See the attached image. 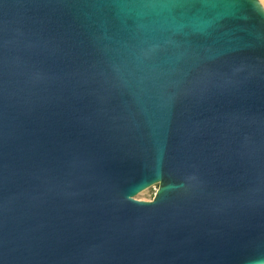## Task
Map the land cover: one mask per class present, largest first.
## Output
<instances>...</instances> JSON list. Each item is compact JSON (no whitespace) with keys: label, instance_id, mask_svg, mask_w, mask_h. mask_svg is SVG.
<instances>
[{"label":"water","instance_id":"1","mask_svg":"<svg viewBox=\"0 0 264 264\" xmlns=\"http://www.w3.org/2000/svg\"><path fill=\"white\" fill-rule=\"evenodd\" d=\"M0 264H264L259 0H0Z\"/></svg>","mask_w":264,"mask_h":264},{"label":"rangeland","instance_id":"2","mask_svg":"<svg viewBox=\"0 0 264 264\" xmlns=\"http://www.w3.org/2000/svg\"><path fill=\"white\" fill-rule=\"evenodd\" d=\"M157 186H158L157 184H153V185L141 190L140 192H138L137 194L134 195V198L141 199V200L151 199L155 194Z\"/></svg>","mask_w":264,"mask_h":264},{"label":"bare ground","instance_id":"3","mask_svg":"<svg viewBox=\"0 0 264 264\" xmlns=\"http://www.w3.org/2000/svg\"><path fill=\"white\" fill-rule=\"evenodd\" d=\"M261 3H262V5L264 6V0H259Z\"/></svg>","mask_w":264,"mask_h":264}]
</instances>
